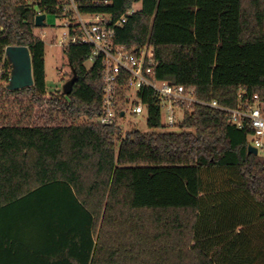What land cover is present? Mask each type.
Segmentation results:
<instances>
[{"label":"trees","instance_id":"16d2710c","mask_svg":"<svg viewBox=\"0 0 264 264\" xmlns=\"http://www.w3.org/2000/svg\"><path fill=\"white\" fill-rule=\"evenodd\" d=\"M75 2L84 15L126 16L115 41L146 50L157 79L225 107L264 102V0ZM64 3L0 0V206L54 191L60 222L75 224L66 264H264V158L248 152L252 129L194 103L175 130L150 88L139 92L149 130L100 124L102 61L87 67L93 47L81 42L63 48L78 73L72 91L49 92L35 17L68 16L80 37ZM9 45L29 47L32 86L7 88Z\"/></svg>","mask_w":264,"mask_h":264},{"label":"built area","instance_id":"2783aa9c","mask_svg":"<svg viewBox=\"0 0 264 264\" xmlns=\"http://www.w3.org/2000/svg\"><path fill=\"white\" fill-rule=\"evenodd\" d=\"M63 1L65 12L74 11L81 33L80 37L70 34V19L65 16L62 19L65 27L63 46L78 42L89 44L93 47L89 61L94 62L98 57L102 61L103 114L97 119L100 124L119 123L118 119L126 115L127 107L132 114H144L145 105L139 92L150 88L161 101L164 124L168 127H174L181 121L183 106L190 107L198 103L221 109L229 114L231 122L238 128L252 129L250 144L257 149V154L264 158V102L258 95L249 100H242L237 107H225L216 100L199 99L194 88L188 89L184 85L159 80L155 75V61L148 56L146 50H129L115 41L117 28L126 23V16L113 21L106 14L84 15L79 11L75 0ZM135 10L130 9L128 13L132 14ZM40 13L42 12L38 10L37 14ZM122 87L125 89V109L122 108L120 100Z\"/></svg>","mask_w":264,"mask_h":264},{"label":"crops","instance_id":"0c3cea01","mask_svg":"<svg viewBox=\"0 0 264 264\" xmlns=\"http://www.w3.org/2000/svg\"><path fill=\"white\" fill-rule=\"evenodd\" d=\"M53 196L54 191H32L0 206V264H66V237L75 224L60 222L63 209Z\"/></svg>","mask_w":264,"mask_h":264},{"label":"rangeland","instance_id":"374dc122","mask_svg":"<svg viewBox=\"0 0 264 264\" xmlns=\"http://www.w3.org/2000/svg\"><path fill=\"white\" fill-rule=\"evenodd\" d=\"M140 7L141 4L138 3L134 8L139 9ZM64 31L65 27L63 26L62 19L52 14L47 15L46 25L42 27L36 26L34 29V33L44 40L46 46L45 64L47 89L49 92L61 91L62 84L71 76L68 59L63 50ZM91 65V61L86 63L87 67H90ZM118 121L124 132L132 128H139L143 131L149 130L146 114L134 115L128 107L126 108V115L124 117H120ZM173 128L175 130L178 129L176 126ZM251 139L252 137L250 136V140Z\"/></svg>","mask_w":264,"mask_h":264},{"label":"water","instance_id":"95a60500","mask_svg":"<svg viewBox=\"0 0 264 264\" xmlns=\"http://www.w3.org/2000/svg\"><path fill=\"white\" fill-rule=\"evenodd\" d=\"M46 13L37 14L35 17V25L42 27L46 25ZM5 59L11 67L9 82L7 88L9 90H17L34 84L32 57L30 49L26 45H9L5 49ZM72 76L66 80L62 86V93L68 95L78 80L77 70L70 64ZM248 152L257 155V149L249 144Z\"/></svg>","mask_w":264,"mask_h":264}]
</instances>
